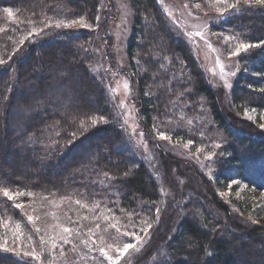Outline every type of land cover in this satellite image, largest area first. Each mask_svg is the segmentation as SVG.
Segmentation results:
<instances>
[{
    "label": "trees",
    "instance_id": "16d2710c",
    "mask_svg": "<svg viewBox=\"0 0 264 264\" xmlns=\"http://www.w3.org/2000/svg\"><path fill=\"white\" fill-rule=\"evenodd\" d=\"M132 2L136 22L128 53L138 71L146 135L154 139L156 126L189 139L191 133L171 127V120L193 122L194 141L219 144L225 156L212 166L217 181L198 171L208 195L194 185L183 209L162 214L160 177L145 162L132 164L108 89L92 69L94 32L63 31L21 44L61 7L96 25L100 0H0V264H48L24 255L42 235L38 226L53 214L69 221L74 197L90 202L98 196L133 232L151 224L149 251H158L159 259L143 255L128 264H264V221H256L264 203L235 196L238 184L229 200L219 192L234 178L264 193V6L232 10L219 25L229 33V48L261 43L240 53L232 101L223 108L194 48L169 28L159 1ZM20 46L25 49L14 58ZM3 189L24 195L9 200ZM19 243L24 249L12 250Z\"/></svg>",
    "mask_w": 264,
    "mask_h": 264
},
{
    "label": "rangeland",
    "instance_id": "374dc122",
    "mask_svg": "<svg viewBox=\"0 0 264 264\" xmlns=\"http://www.w3.org/2000/svg\"><path fill=\"white\" fill-rule=\"evenodd\" d=\"M158 1L167 15L169 28L192 45L213 87L219 94L223 108H226L231 104L232 92L240 73L241 63L239 55H232L235 49H232V46L229 48L228 31L224 27L219 28V25L233 11L228 10L220 15L216 9L222 8L223 5L217 4L215 0L207 1L206 4L197 0ZM234 2L235 0H229V3ZM196 4H200V7L196 8ZM245 7L247 4L240 1L237 10ZM67 10L63 7L57 9L55 14L45 18L39 27L34 28L33 31L30 30L31 33L25 36L21 44L27 45L31 41L45 40L55 36L57 32L78 33L85 29L93 31L92 48L95 61L92 69L104 81L108 89L111 102L126 133L125 149L132 164L138 166L141 162H145L160 177L163 191L162 214L183 209L181 201L183 198L185 200L186 193H189L194 185L196 186L192 190L202 191L201 193L207 196V189L201 186L198 171L202 174L205 172L207 176L215 179L212 166L215 160L224 156L222 151H219L216 146L198 145L191 136L194 135L192 134L194 124L189 121L182 124L171 120L173 124L175 123L171 127L183 128L188 131V135L191 133L189 139H185L184 136L180 138L156 126L153 127L156 136L154 139L151 140L146 135L138 99L139 90L136 80L138 71L134 70L128 53V47L135 34L136 22L132 0H100L96 25L84 19L82 20L86 26H81L80 23L71 24V21L81 19L71 17ZM58 21L63 22L59 28L56 27ZM63 24H70V26L65 27ZM198 31L202 33V36L196 35ZM24 49V46H20L14 58L22 55ZM125 84L128 85L127 89L124 87ZM160 132L166 133L169 139H160L158 135ZM205 134L206 128L202 129V133L200 132L203 140H205ZM213 138L215 139L214 136ZM189 140L193 143L184 147ZM209 156H211L210 159ZM215 180L217 181V178ZM233 180L240 182L235 189V196L239 197L242 193L246 198L260 202V205H262L261 202L264 203V193L256 192L246 182L234 178L228 182L224 181V185L228 187H225L224 191H219L227 200L231 198L230 189L236 185L232 183ZM106 192L112 193L109 189ZM65 199L69 197L60 198V203H64ZM77 200L81 203L77 204ZM74 201L73 204H69L73 208V217L69 221L53 214L48 221L41 222V227L38 226L37 229L42 230V235L37 242L32 241L35 253L41 257L38 261H43L42 257H44L50 260L47 261L48 264H110L99 249L103 247L109 255L116 257L119 255L117 249L123 248L126 243H133L136 248L129 249L128 253L120 258L118 264L131 263L143 255H152L150 260L159 259L158 251H154L155 254L149 251V248L155 245L152 234H148L149 227L142 226L133 232L129 222L123 223L122 226L118 216L114 215V211L102 204L100 196L90 202L81 197H74ZM261 213V219L256 220L258 225L260 221H264V210H261ZM31 216L34 220V216ZM35 216L37 217L36 214ZM141 219L145 220V217ZM97 224H99L98 228ZM113 224L116 225L115 228L111 227ZM65 227L71 230L70 233L63 231ZM125 233H134L141 239L137 241L134 235H125ZM65 240H68V243H65ZM23 249L22 244L19 243L17 249L12 250L21 252ZM241 253L243 256H248L244 250Z\"/></svg>",
    "mask_w": 264,
    "mask_h": 264
},
{
    "label": "snow or ice",
    "instance_id": "6c2138e0",
    "mask_svg": "<svg viewBox=\"0 0 264 264\" xmlns=\"http://www.w3.org/2000/svg\"><path fill=\"white\" fill-rule=\"evenodd\" d=\"M215 2L217 4H220V5H223L222 8H217L216 11L220 14V15H223L225 12H227L228 10H236L238 8V5L240 3V0H235L234 3H229V0H215ZM244 2L249 6H253V5H259V6H264V0H244ZM185 7H187V5H185ZM196 8H199L200 7V4H196L195 5ZM9 16H12L13 13H12V10L11 9H6L5 10ZM62 21H58L56 23V27H61L62 25ZM71 24H75V23H80L81 26H86L84 25L83 23V20L81 19L80 21H76V20H73L70 22ZM63 26L65 27H69L70 24H63ZM0 31H2V29H0ZM42 31V30H41ZM31 35V34H30ZM196 35L198 36H202V33L201 32H197ZM230 39V38H229ZM211 45H209L210 47ZM253 47H261V43H257V44H250V43H240L238 45V47L235 49V51L232 53V55H240V53L242 51L244 52H247L250 48H253ZM4 63V60L3 59H0V64H3ZM221 70L223 71V66H221ZM234 74V73H233ZM125 89L128 88V85L125 84L124 85ZM252 112H255L256 110L255 109H252L251 110ZM247 114V113H246ZM249 119H253L252 116H249L248 117ZM262 119H264V116L261 117ZM101 120L103 119V117L100 118ZM97 123V120L96 119H92V124L95 125ZM189 123H191V121H189ZM260 127L261 128H264V124H260ZM74 135V134H73ZM142 135V134H141ZM159 138L160 139H169V136L164 133V132H160L159 134ZM193 143V141L189 140L185 145L184 147H188L189 145H191ZM216 147H220L219 144L216 145ZM197 151H200V149H197ZM209 159L211 158V156L208 157ZM107 175V174H105ZM233 184H239L240 182L239 181H236V180H233L232 181ZM2 195L4 197H6L7 199L9 200H12L14 199L15 196H19V195H24V193L22 192H16V193H13V192H10L8 189H3L2 190ZM29 195H31L29 193ZM77 204H80L81 202L79 200L76 201ZM17 208H20L22 207L21 204H16L15 205ZM82 207H84L85 205H81ZM98 207V205H97ZM159 209H157V214H159ZM85 219H87V217H85ZM28 220L31 222L33 220V217L31 215L28 216ZM147 223V222H146ZM96 227L98 228L99 227V224L96 225ZM111 227L115 228L116 225H111ZM148 227L150 228L151 227V224L148 223ZM37 232L40 231V229H36ZM63 231L65 233H70V229L65 227L63 228ZM118 231V229H117ZM125 235H134L135 236V239L137 241H139L141 239V237L139 235H136L134 233H125ZM41 242H43V239L41 238ZM65 243H68V240H65ZM136 248V245L133 244V243H126L123 245V248H120V249H117L119 255H117L116 257H113L111 255H109V253L105 250V248L101 247L99 249L100 253L102 254V256H104L109 262L110 264H118V261L120 260L121 257H123L125 254L128 253L129 249H135ZM24 255L25 256H32L34 259L36 260H40L41 257L39 254L35 253V251H28V252H24Z\"/></svg>",
    "mask_w": 264,
    "mask_h": 264
}]
</instances>
